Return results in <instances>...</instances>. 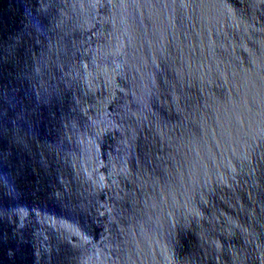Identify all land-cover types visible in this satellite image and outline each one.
<instances>
[{"label":"water","instance_id":"95a60500","mask_svg":"<svg viewBox=\"0 0 264 264\" xmlns=\"http://www.w3.org/2000/svg\"><path fill=\"white\" fill-rule=\"evenodd\" d=\"M0 264H264V0H0Z\"/></svg>","mask_w":264,"mask_h":264}]
</instances>
